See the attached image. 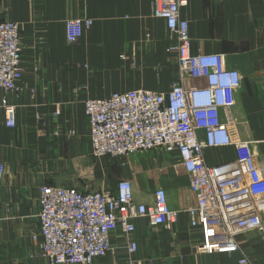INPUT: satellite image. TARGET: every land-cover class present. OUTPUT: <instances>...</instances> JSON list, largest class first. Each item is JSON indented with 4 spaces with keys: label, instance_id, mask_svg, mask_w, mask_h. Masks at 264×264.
I'll return each mask as SVG.
<instances>
[{
    "label": "crops",
    "instance_id": "0c3cea01",
    "mask_svg": "<svg viewBox=\"0 0 264 264\" xmlns=\"http://www.w3.org/2000/svg\"><path fill=\"white\" fill-rule=\"evenodd\" d=\"M154 0H0V20H14L21 29L23 79L7 93L16 106V126L5 124L0 109V264H49L33 234L39 228L40 188L44 185L83 186L102 177L108 163L96 157L84 102L113 92H167L177 80L174 42L163 18L153 13ZM181 16L189 22L193 53H218L225 65L238 70L242 86L229 109L235 141L256 145L264 170V0H188ZM90 18L93 25L76 43L66 35V21ZM188 87L205 84L188 78ZM3 94V93H2ZM5 94V93H4ZM210 165L235 158L233 147L207 148ZM178 162H181L179 153ZM145 166L135 176L130 167L120 179L133 180L135 200L151 203L164 188L169 204L179 210L171 226L136 221L137 251H128L130 237L111 236V250L97 264H264V237L251 232L237 238L239 251H199L201 231L190 225L186 209L196 200L190 176L180 167L161 163ZM105 169V170H104ZM118 178V179H119ZM118 182L114 185L116 189Z\"/></svg>",
    "mask_w": 264,
    "mask_h": 264
},
{
    "label": "built area",
    "instance_id": "2783aa9c",
    "mask_svg": "<svg viewBox=\"0 0 264 264\" xmlns=\"http://www.w3.org/2000/svg\"><path fill=\"white\" fill-rule=\"evenodd\" d=\"M188 0H154L153 13L163 18L174 36L170 51L178 61L177 80L167 92L134 90L113 92L106 98L85 100L90 138L96 157H123L162 146L174 148L190 176L196 203L186 209L190 225L201 231L198 250L203 253L239 251L237 238L251 232L264 237V170L256 145L235 141L230 133L229 109L242 86L238 70L225 65L218 53H193L189 22L181 16ZM90 18L66 21V35L76 43ZM16 21L0 20V109L5 124L16 126V106L7 93L19 89L23 79V45ZM188 78L205 84L188 87ZM3 93V94H2ZM5 93V94H4ZM233 147L235 158L210 165L207 148ZM5 166L0 162V184ZM39 228L32 238L49 264H97L111 250V236L121 231L133 239L136 221L171 227L179 210L173 209L167 191L158 188L151 203L135 200L133 183L121 180L116 189L86 191L76 186L40 188ZM130 264H136L132 259ZM239 264H251L246 256Z\"/></svg>",
    "mask_w": 264,
    "mask_h": 264
},
{
    "label": "rangeland",
    "instance_id": "374dc122",
    "mask_svg": "<svg viewBox=\"0 0 264 264\" xmlns=\"http://www.w3.org/2000/svg\"><path fill=\"white\" fill-rule=\"evenodd\" d=\"M177 154L178 152L174 148L162 146L149 151H140L123 157H105L107 158L105 161L108 163V166L105 168L108 172H105V176L102 177V168L97 165L94 177H90L87 181H85L83 186L77 187L86 191L99 190L102 188L114 189L113 187L117 182L119 183L121 180H124L119 178V173L126 167H130L135 173V176L140 173H144L146 171L144 168L145 166H148L149 168L150 165H153L154 168H162L160 165L161 163L174 165L175 167H180V169L185 170L182 163L180 161L178 162ZM129 180L133 183V180Z\"/></svg>",
    "mask_w": 264,
    "mask_h": 264
}]
</instances>
